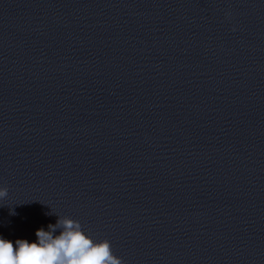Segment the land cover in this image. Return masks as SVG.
Instances as JSON below:
<instances>
[{"label":"clouds","instance_id":"obj_1","mask_svg":"<svg viewBox=\"0 0 264 264\" xmlns=\"http://www.w3.org/2000/svg\"><path fill=\"white\" fill-rule=\"evenodd\" d=\"M6 195L7 190L0 189V199ZM35 235L37 242L17 239L15 246L0 237V264H123L108 240H93L78 221L66 216L49 224L47 230L39 228Z\"/></svg>","mask_w":264,"mask_h":264}]
</instances>
